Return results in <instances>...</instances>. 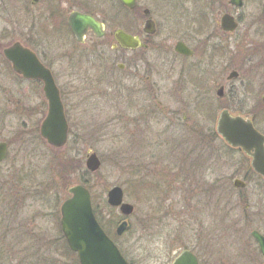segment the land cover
Returning a JSON list of instances; mask_svg holds the SVG:
<instances>
[{"label": "flooded vegetation", "instance_id": "flooded-vegetation-1", "mask_svg": "<svg viewBox=\"0 0 264 264\" xmlns=\"http://www.w3.org/2000/svg\"><path fill=\"white\" fill-rule=\"evenodd\" d=\"M33 1L30 9L43 0ZM15 2L19 9L26 0ZM51 4H55L48 14L52 32H67L79 46L90 43L92 48L49 55L26 43L23 24L19 28L24 37L11 44H3L10 40V28L0 31V129L11 127L13 121L19 126L7 135L0 132V144L7 148L0 167L8 162L14 143L27 136H37L57 151L66 147L71 134L86 131L83 125L75 130L73 121L103 118V131L120 128L116 135L121 145L127 142L124 136L130 137L137 194L161 200L151 218L155 212L162 214L163 224L174 233L194 240L178 255L190 251L199 264H215L213 248L223 230L218 221L219 182L226 181L218 176L219 139L229 152L240 151L249 159L240 167L241 178H234L233 188L244 190L254 184L252 195L264 198V177L254 171L253 157L230 146L219 133L220 118L226 114L250 122L264 137V0H85L83 9L65 16L56 9V1ZM26 11L23 8L19 24L25 23ZM73 13L91 18L98 31L88 26L84 41L78 42L69 23ZM43 17L40 14L35 21L40 23ZM124 38L135 45L126 47ZM15 44L34 54L60 92L69 128L62 148L49 145L41 135L49 114L45 83L15 70L5 54ZM65 61L67 71L60 73L57 66ZM156 123L167 137L166 172L161 177L156 164L146 161L151 157L140 154L148 153ZM185 137L190 138L188 148ZM5 172L8 181L16 176L11 169ZM236 180L245 186L235 187ZM140 201L136 199L132 216Z\"/></svg>", "mask_w": 264, "mask_h": 264}, {"label": "rangeland", "instance_id": "rangeland-1", "mask_svg": "<svg viewBox=\"0 0 264 264\" xmlns=\"http://www.w3.org/2000/svg\"><path fill=\"white\" fill-rule=\"evenodd\" d=\"M53 1L57 3L56 9L64 12L65 16L73 10L83 9L85 0H43L35 9H30L32 0H26L19 9L15 0H0V31L9 28L11 31L10 40L3 44H11L24 37L19 28L23 24L26 43L49 55L62 56L75 49L80 52L91 49L90 43L85 46L76 44L67 32L58 35L52 32L55 29L51 27L48 14L55 5L51 4ZM23 8L27 10V17L25 23L19 24ZM40 14L45 17L37 23L35 18ZM67 63L58 64L60 73L67 71ZM88 118L73 121L75 130L83 125L87 126L86 131L81 128L80 134H71L68 144L61 150H54L44 141L37 140V136H27L14 143L8 162L0 167V264H79L66 247L59 215L61 204L70 196L68 190L83 185V176L91 179L94 186L92 194L100 204L107 203L108 192L116 186L124 189V202L135 208L136 199L140 198L139 211L127 218L129 227L120 236L116 231L125 217L119 209L103 210L105 219L111 224L112 239L132 264H171L183 247H190L194 242L187 236L182 238L179 233H174L172 227L163 224L162 214L155 212V218H151L152 208H159L161 200L139 196L134 189L135 149L130 137L124 136L123 140L127 142L121 145L120 136L116 135L120 132L119 127L110 126V130L103 131L105 119ZM89 126L95 130H88ZM18 127V123L13 121L11 127H3L0 132L7 135L10 131L19 130ZM185 139L187 142L190 138ZM149 140L148 153L144 150L140 154L144 158L151 157L146 161L156 164L155 170L161 177L166 172L167 161V137L163 134V126L156 123ZM88 153H96L101 160V168L96 173L87 171ZM248 162L244 153H231L224 142L218 140V176L226 180L219 182L218 221L219 228L225 232L219 229L218 244L213 248L215 264H264L251 235L253 231L264 234V198L252 195L254 184L244 190L233 188L234 178L240 177V167ZM10 169L16 172V176L8 181L5 171ZM87 173L90 176L85 175ZM253 181L258 182L257 179ZM150 225L155 226L150 229Z\"/></svg>", "mask_w": 264, "mask_h": 264}, {"label": "water", "instance_id": "water-1", "mask_svg": "<svg viewBox=\"0 0 264 264\" xmlns=\"http://www.w3.org/2000/svg\"><path fill=\"white\" fill-rule=\"evenodd\" d=\"M36 1L34 0L33 3L35 4ZM124 1L128 3L129 0ZM69 23L78 42L84 41L85 30L88 26L98 31L96 23L80 13H73L69 18ZM124 39L126 47L135 45L131 39ZM5 54L15 70L44 81L45 94L49 101V114L42 124L41 135L49 145L56 148L64 147L68 142V122L60 92L49 71L44 69L33 53L19 44L8 48ZM22 57H26L28 61L22 62ZM219 133L230 146L242 148L244 152L251 155L254 171L264 177V137L254 129L250 122L223 114L219 121ZM6 152V145L0 144V162L5 159ZM101 165V160L96 153L88 154L86 168L90 173L98 172ZM234 185L237 188L245 186L239 180H236ZM68 192L71 196L61 206V227L70 250L78 255L79 263L129 264L98 222L90 191L82 185H77L70 188ZM107 203L112 208H118L124 217H130L134 212V207L124 202V190L119 186L108 192ZM127 228L128 222H122L117 229V235H122ZM252 236L257 241L264 257V236L258 232H253ZM173 264H199V262L190 251H184L174 260Z\"/></svg>", "mask_w": 264, "mask_h": 264}, {"label": "trees", "instance_id": "trees-1", "mask_svg": "<svg viewBox=\"0 0 264 264\" xmlns=\"http://www.w3.org/2000/svg\"><path fill=\"white\" fill-rule=\"evenodd\" d=\"M87 176H90V173H87L85 174ZM81 183L83 184V186H85L86 188H88L92 194V191H94V186L91 182V179L89 177H84L82 178L81 180ZM92 200H93V207H94V212H95V215L99 221V223L101 224V226L105 229V231L107 232V234L110 236V237H113L112 236V231L110 230L109 227H111V224L110 222H108L105 217H104V213H103V210H107L109 209L110 211L112 210L107 203L105 204H100L97 202V198L95 197V194L93 193L92 194ZM66 244V243H65ZM66 247L67 244H66ZM69 249V248H68ZM73 254V253H72ZM76 258V262L78 263V260H77V255L76 254H73Z\"/></svg>", "mask_w": 264, "mask_h": 264}]
</instances>
